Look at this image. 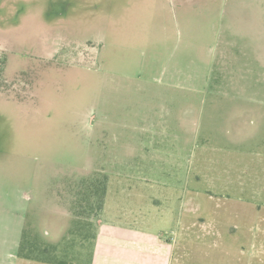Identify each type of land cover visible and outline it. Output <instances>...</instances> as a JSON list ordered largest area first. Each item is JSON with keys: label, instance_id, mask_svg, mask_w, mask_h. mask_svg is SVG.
Wrapping results in <instances>:
<instances>
[{"label": "rangeland", "instance_id": "rangeland-1", "mask_svg": "<svg viewBox=\"0 0 264 264\" xmlns=\"http://www.w3.org/2000/svg\"><path fill=\"white\" fill-rule=\"evenodd\" d=\"M8 49L0 264H91L110 214L77 191L125 221L126 157L199 206L165 264H264V0H0Z\"/></svg>", "mask_w": 264, "mask_h": 264}, {"label": "crops", "instance_id": "crops-1", "mask_svg": "<svg viewBox=\"0 0 264 264\" xmlns=\"http://www.w3.org/2000/svg\"><path fill=\"white\" fill-rule=\"evenodd\" d=\"M126 161H128V164L124 166V171L126 169V173H129L127 177L128 182L120 188L121 195H124L126 199L125 210L127 214L125 221L122 218H115L117 213H119L117 210V206L120 203L119 199L112 201L115 204L109 203L107 205L108 201H105L101 215L105 216V214L109 213L113 217L108 215L109 220L103 222V229H99L96 234L98 253L91 264H165L163 255L170 253L171 248H174V243H171L169 240L172 238L173 233L187 228L190 229L192 228V223L203 220V218H200L199 220L192 221V223L184 221L180 216H176L177 208L175 206L179 207V212H181V205L190 206L188 212L192 211V206L196 207V210H198L199 206L193 194L185 198L184 194L177 192L176 196H174L169 189L173 191L180 189L173 185L167 186L165 184V190H163L165 192L162 195H154L149 192L145 184L146 177L144 176V170L140 167V162L139 164H133L132 159L128 157H126ZM117 190L119 189H115L114 193L118 195ZM110 191L108 190V195ZM192 193L199 194L200 192L194 188L192 189ZM33 198L34 196L30 194L29 201ZM147 202L150 205H152L151 203H155L153 215L151 212L148 215L145 211L147 206L150 207ZM113 207L116 209L111 211L110 208ZM194 212L192 211V213ZM170 221L172 222L170 227L165 224L161 225V223ZM174 223L176 224L175 231H173ZM150 224L159 225V236H153L148 232ZM171 259L172 257L169 256L166 264H170ZM38 264H53V262L48 261Z\"/></svg>", "mask_w": 264, "mask_h": 264}, {"label": "trees", "instance_id": "trees-1", "mask_svg": "<svg viewBox=\"0 0 264 264\" xmlns=\"http://www.w3.org/2000/svg\"><path fill=\"white\" fill-rule=\"evenodd\" d=\"M11 51L8 49L6 53L2 54L0 56V95L8 93L6 87L9 84L10 77H16L17 73H15L12 76H9L10 74L7 72L8 64H9V57L11 56ZM32 56V55H31ZM37 57V56H36ZM33 56V58L37 59ZM19 73V72H18ZM16 75V76H15ZM106 179H90L88 182L89 184L86 187V190H82L81 192L77 194H82L81 202L78 203V207H80V210L82 211V207L85 209V206H87L89 203L91 206H94L98 204L99 209L101 210L104 205V199L106 194ZM97 198V200H95ZM88 203V204H87ZM80 213H83L81 212ZM55 261V260H54ZM53 261V263H54ZM58 263V262H56ZM59 264H65L64 262H60Z\"/></svg>", "mask_w": 264, "mask_h": 264}]
</instances>
